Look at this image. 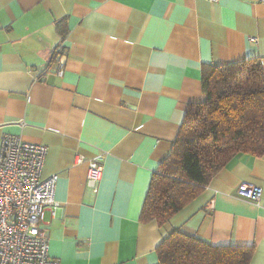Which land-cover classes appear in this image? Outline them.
<instances>
[{
	"label": "crops",
	"instance_id": "crops-1",
	"mask_svg": "<svg viewBox=\"0 0 264 264\" xmlns=\"http://www.w3.org/2000/svg\"><path fill=\"white\" fill-rule=\"evenodd\" d=\"M244 59L264 71V0H0V145L9 133L47 147L43 174L59 175L61 203L45 212L51 257L157 264V245L180 229L253 245L249 264H264V153L234 155L164 224L140 220L152 174L203 98L204 66ZM90 159L104 167L97 189ZM243 182L262 187L259 203Z\"/></svg>",
	"mask_w": 264,
	"mask_h": 264
},
{
	"label": "trees",
	"instance_id": "trees-1",
	"mask_svg": "<svg viewBox=\"0 0 264 264\" xmlns=\"http://www.w3.org/2000/svg\"><path fill=\"white\" fill-rule=\"evenodd\" d=\"M203 98L191 104L169 156L154 171L140 220L164 224L234 155L264 153V71L256 59L205 65ZM157 264H249L253 245L213 244L175 229Z\"/></svg>",
	"mask_w": 264,
	"mask_h": 264
},
{
	"label": "built area",
	"instance_id": "built-area-1",
	"mask_svg": "<svg viewBox=\"0 0 264 264\" xmlns=\"http://www.w3.org/2000/svg\"><path fill=\"white\" fill-rule=\"evenodd\" d=\"M253 37L251 40H255ZM64 46L53 50L57 73L66 69ZM23 123V122H22ZM47 147L6 133L0 145V264H59L50 256L47 208L56 214L61 207L57 200L59 175H44ZM78 162L84 160L78 156ZM104 167L100 160L90 159L87 184L97 189ZM238 192L254 203L262 196L260 185L243 182Z\"/></svg>",
	"mask_w": 264,
	"mask_h": 264
}]
</instances>
